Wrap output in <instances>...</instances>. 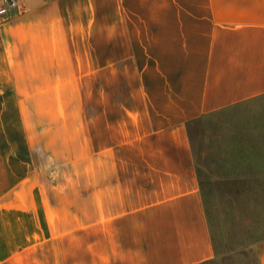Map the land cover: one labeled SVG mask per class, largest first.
<instances>
[{"label":"crops","instance_id":"0c3cea01","mask_svg":"<svg viewBox=\"0 0 264 264\" xmlns=\"http://www.w3.org/2000/svg\"><path fill=\"white\" fill-rule=\"evenodd\" d=\"M0 8V264L211 261L190 128L228 118L209 163L264 166V0Z\"/></svg>","mask_w":264,"mask_h":264},{"label":"rangeland","instance_id":"374dc122","mask_svg":"<svg viewBox=\"0 0 264 264\" xmlns=\"http://www.w3.org/2000/svg\"><path fill=\"white\" fill-rule=\"evenodd\" d=\"M227 119L207 117L194 122L190 128L209 231L216 251L215 257L204 264H258L254 244L264 238V166L211 164L215 155H221L217 153L220 151L218 145L225 140ZM248 120L249 117L243 116L231 123L240 127ZM242 139L239 138V143Z\"/></svg>","mask_w":264,"mask_h":264},{"label":"built area","instance_id":"2783aa9c","mask_svg":"<svg viewBox=\"0 0 264 264\" xmlns=\"http://www.w3.org/2000/svg\"><path fill=\"white\" fill-rule=\"evenodd\" d=\"M5 4L8 6H14L16 4V0H5ZM5 12V8H0V14Z\"/></svg>","mask_w":264,"mask_h":264}]
</instances>
